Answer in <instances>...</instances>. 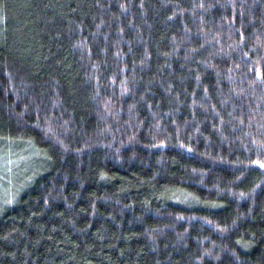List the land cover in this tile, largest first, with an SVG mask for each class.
I'll use <instances>...</instances> for the list:
<instances>
[{"label":"trees","instance_id":"obj_1","mask_svg":"<svg viewBox=\"0 0 264 264\" xmlns=\"http://www.w3.org/2000/svg\"><path fill=\"white\" fill-rule=\"evenodd\" d=\"M0 264H264V0H0Z\"/></svg>","mask_w":264,"mask_h":264},{"label":"rangeland","instance_id":"obj_2","mask_svg":"<svg viewBox=\"0 0 264 264\" xmlns=\"http://www.w3.org/2000/svg\"><path fill=\"white\" fill-rule=\"evenodd\" d=\"M2 170L8 171V169L6 167H3L2 164L0 163V172H2Z\"/></svg>","mask_w":264,"mask_h":264}]
</instances>
